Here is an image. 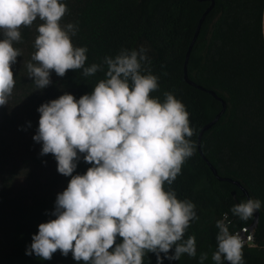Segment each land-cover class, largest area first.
Returning <instances> with one entry per match:
<instances>
[{
    "label": "trees",
    "instance_id": "16d2710c",
    "mask_svg": "<svg viewBox=\"0 0 264 264\" xmlns=\"http://www.w3.org/2000/svg\"><path fill=\"white\" fill-rule=\"evenodd\" d=\"M68 12L61 25L74 23L78 32L72 37L74 46H86L85 66L100 64L105 56H115L122 49L144 46L153 74L159 77V89L153 97L163 101L171 92L189 113L191 138L195 154L186 160L171 186L180 200L196 205L199 220L191 222L184 239L196 238V257L184 254L180 260H169L163 253L158 259L146 253L143 264H200V254L207 253L204 264H215L216 220L227 213L235 233L252 220L232 216L234 204L247 201L236 184L219 180L198 148V135L204 124L222 108V101L210 92L189 84L184 77V64L189 44L198 22L211 0H62ZM264 0H215L207 14L188 61V75L196 83L215 90L227 102L219 120L203 133L201 147L221 176L238 179L252 199L261 201L258 226L252 235L256 247L243 249L244 264H264ZM37 18L32 27L21 28V41L14 47L21 56L12 65L16 81L8 104L0 106V131L19 123L39 120L38 107L70 93L77 100L90 94L105 78V72L85 77L82 69L69 70L63 77L52 72L51 83L36 89L27 76L25 64L34 53ZM0 32V39H3ZM35 63V62H33ZM106 71L107 66H104ZM35 124V123H34ZM72 175H83L92 164L76 162ZM71 176L58 171L45 183L17 190L14 174H0V264H83L69 252L57 251L51 260L35 254L27 255L32 236L40 223L54 219L52 215L58 193L68 186ZM236 191V196L233 195ZM249 233V230H246ZM122 239L117 238L116 243ZM171 254V253H170ZM226 263V260L224 261Z\"/></svg>",
    "mask_w": 264,
    "mask_h": 264
},
{
    "label": "clouds",
    "instance_id": "9594fccd",
    "mask_svg": "<svg viewBox=\"0 0 264 264\" xmlns=\"http://www.w3.org/2000/svg\"><path fill=\"white\" fill-rule=\"evenodd\" d=\"M67 12L62 0H0V106L8 104L16 84L12 65L21 50L14 42L37 18L42 23L36 27L35 51L25 64L36 89L49 86L52 72L59 77L69 70L82 69L85 77L105 72L90 94L77 100L65 93L37 109L33 140L42 143L41 155H53L57 171L71 179L57 194L55 218L39 224L26 254L51 260L57 251L71 252L83 264H143L146 253L158 259L163 253L169 260L196 257L195 236L184 239L191 222L199 220L196 205L165 189L195 154L189 113L171 92L163 93V101L151 95L159 89V77L144 46L86 67L87 47L72 42L78 26L60 23ZM78 153L93 166L72 175ZM260 208V200L249 198L230 212L248 221ZM231 223L227 213L216 220L215 264H244L245 245L256 247L252 235L245 239L230 232ZM207 258L201 253L200 264Z\"/></svg>",
    "mask_w": 264,
    "mask_h": 264
},
{
    "label": "rangeland",
    "instance_id": "374dc122",
    "mask_svg": "<svg viewBox=\"0 0 264 264\" xmlns=\"http://www.w3.org/2000/svg\"><path fill=\"white\" fill-rule=\"evenodd\" d=\"M35 123V124H34ZM39 120L17 124L10 130L0 131V174H14L16 189L39 186L57 172V161L51 154L41 155L42 143L33 140ZM78 153L76 162H85Z\"/></svg>",
    "mask_w": 264,
    "mask_h": 264
},
{
    "label": "water",
    "instance_id": "95a60500",
    "mask_svg": "<svg viewBox=\"0 0 264 264\" xmlns=\"http://www.w3.org/2000/svg\"><path fill=\"white\" fill-rule=\"evenodd\" d=\"M199 1H204V0H199ZM215 5V0H211V4L206 8V10L203 12L199 22H198V25H197V28L195 30V33L193 35V38L189 44V47H188V50H187V53H186V59H185V64H184V77L186 79V81L191 84V85H194L200 89H203V90H206L208 92H210L211 94H213L216 98H218L219 100L222 101V108L221 110L215 115V117L207 122L206 124H204L199 132V135H198V148H199V151L201 153V155L204 157V159L207 161L208 165L210 166L211 170L214 172V174L218 177L219 180H227L233 184H236L238 187H240L242 190H243V193L247 196V198H251L250 194H249V191L246 189V187L242 184V182L238 179H235V178H232V177H228V176H221L219 173H218V170L217 168L214 166V164L207 158V156L204 154L203 150H202V147H201V140H202V136H203V133L210 129L218 120L219 118L221 117V115L224 113V111L226 110L227 108V102L226 100H224L222 97H220L215 90H212V89H207L206 87L196 83L194 80H192L189 75H188V61H189V57H190V54H191V51L193 49V46L199 36V33H200V30H201V26L207 16V14L210 12V10L213 8V6ZM233 195L236 196V191L233 190ZM259 215H260V211H256L254 213V216H253V220L252 222L246 226L245 228H243L242 230H239L237 232L240 233V235L242 237H244L245 239L247 238V235H253L257 226H258V221H259ZM245 229L249 230V233H246ZM227 264H229L228 261H226Z\"/></svg>",
    "mask_w": 264,
    "mask_h": 264
},
{
    "label": "crops",
    "instance_id": "0c3cea01",
    "mask_svg": "<svg viewBox=\"0 0 264 264\" xmlns=\"http://www.w3.org/2000/svg\"><path fill=\"white\" fill-rule=\"evenodd\" d=\"M263 32H264V15H263Z\"/></svg>",
    "mask_w": 264,
    "mask_h": 264
}]
</instances>
